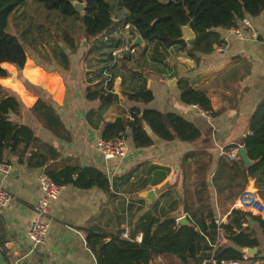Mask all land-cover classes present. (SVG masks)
Returning a JSON list of instances; mask_svg holds the SVG:
<instances>
[{"label": "crops", "instance_id": "0c3cea01", "mask_svg": "<svg viewBox=\"0 0 264 264\" xmlns=\"http://www.w3.org/2000/svg\"><path fill=\"white\" fill-rule=\"evenodd\" d=\"M120 8L122 15L115 18L118 25L108 39L110 43L117 42L120 20L126 15L125 8ZM249 17L253 29L260 34L258 39L252 37L250 28H245L242 38L234 35L230 28H216L224 45L215 46L210 53H197L198 60L190 58L178 46L159 51L149 48L145 53L141 47H136L135 55L122 56L113 68L110 87L118 101L105 113L106 120L129 116L133 106L175 111L200 129L201 137L195 142L165 141L153 134V145L139 148L135 147L131 129H128L126 156L106 160L96 148L103 123L95 128L86 117L88 111L99 107L100 103L86 99L87 83L79 66L80 57L75 70L71 60L69 70L47 72L39 83L68 129L69 141L58 139L36 121L30 111L37 101L36 94L26 89L9 88L22 103L21 113L12 114V119L32 126L43 141L58 149L61 161L102 170L109 177L111 192L105 193L98 187L81 189L65 185L60 197L51 203L52 223L45 245L32 250L26 234L36 216L35 205L41 196L38 174L43 170L19 163L16 156H6L0 163V186L12 194V200L0 210V241L5 249L0 246V264H97L83 230L90 222L121 236L127 232L128 237L134 236L140 241L142 234L137 225L145 216L175 217L178 221L183 216L188 217L185 206L197 208L206 201L211 204L216 220L227 221L237 200L243 195L252 196L261 208L252 211L253 206L244 205L241 209L263 217L264 189L259 190L256 178L249 177L245 190L234 201L226 200L223 194L218 196L212 181L219 157L227 150L238 154L244 146L250 118L264 97V14ZM109 49L103 51L108 53ZM72 55L70 53V59ZM107 57H99L104 60L102 65L107 64ZM181 78L208 91L216 115L181 102L178 87ZM172 79H177L175 86L168 85ZM143 87L154 95L150 103L134 102L127 97L126 93ZM190 152L199 155V163L185 159ZM196 169L202 170L201 174L208 169L205 174L209 179V199H202V194L195 193L196 188H200L194 182L199 178ZM146 190H154L152 200L142 195ZM252 221L249 231H253L261 243L257 254L262 259L248 258L240 264L264 262V233L257 222ZM173 261L180 263L178 258Z\"/></svg>", "mask_w": 264, "mask_h": 264}, {"label": "trees", "instance_id": "16d2710c", "mask_svg": "<svg viewBox=\"0 0 264 264\" xmlns=\"http://www.w3.org/2000/svg\"><path fill=\"white\" fill-rule=\"evenodd\" d=\"M75 1L86 3L82 13L75 9ZM117 1L126 10L125 22L131 23L135 33L144 40L143 45L134 44L135 47H141L145 53L149 48L159 51L178 46L194 60L199 59L197 53H210L215 46L224 45L216 28H232L246 16L264 14V0ZM187 24L197 35L191 47L181 39L182 27ZM117 25L108 0H0V63L24 68L28 46L46 62L54 61L58 68L69 70L70 53L77 52L82 38L95 41L104 37L102 46L98 47L110 48V53L118 40L110 43L108 39ZM107 56L108 61L110 56ZM99 61L101 64L89 70L83 64L82 71L87 83L86 99L100 103L99 107L89 110L86 117L95 128L103 123L102 138H126L127 130L131 129L135 147H149L154 138L145 129L148 125L155 136L165 141L195 142L200 139V129L175 111L133 106L129 109V116L119 115L106 120L104 115L117 103L118 96L104 88L98 72L104 60ZM8 75L7 70L0 68V78ZM178 87L182 103L196 105L210 115L217 114L207 90L194 87L187 78H181ZM34 93L38 98L30 111L36 121L58 139L69 141L70 133L53 102L47 98V92L38 87ZM126 95L130 100L144 104L154 98L146 87ZM21 110L20 98L9 88L0 86V163L6 156H16L19 163L42 169L57 184L81 189L98 187L105 193L111 192L109 177L102 170L61 161L58 149L43 141L32 126L13 120L11 115H19ZM248 128L244 146L252 165L246 166L239 155L230 160L227 150L219 157L217 172L212 179L218 196L223 194L226 200L234 201L245 190L249 177L256 178L259 190L264 189V97L251 116ZM185 159L194 163L200 161L196 152H190ZM206 164L209 166V162ZM196 171L199 178L194 182L200 188H196L195 193L202 194V199H209V179L205 174L208 169L204 174H201L202 170ZM184 211L188 215V224L179 223L175 217L162 219L148 215L142 218L137 225L142 234L140 241L134 236L125 238L118 232H108L90 222L83 228L87 246L97 264H176L174 258H178L179 264H202L204 261L206 264H221L223 260H243L244 249H258L261 245L254 232L249 230L251 220H255L264 233V216L233 208L228 223L219 225L209 201L197 208L185 206ZM0 246L5 251L1 241ZM249 259L262 257L256 254Z\"/></svg>", "mask_w": 264, "mask_h": 264}, {"label": "built area", "instance_id": "2783aa9c", "mask_svg": "<svg viewBox=\"0 0 264 264\" xmlns=\"http://www.w3.org/2000/svg\"><path fill=\"white\" fill-rule=\"evenodd\" d=\"M119 28L117 46L110 50V58L108 59L107 64L105 63L98 68V72L101 76L100 78H102L104 81V88L111 92H113L110 89V82L113 78V68L116 66L117 62L122 56L135 55L137 52V48L134 46L137 34L135 33L132 24L125 22V16H123L120 20ZM245 28L251 29V35L254 39L259 38L260 34L258 31L253 29L249 16L244 17L238 22L237 26H234L230 29L234 35L242 38ZM198 109L201 110L200 108ZM96 148L106 160L124 158L128 150L126 139L124 137H117L113 139H104L101 137L96 142ZM227 155L230 160H235L238 158L236 151L230 152ZM38 181L41 188V196L35 205L36 216L29 226L26 234V237L31 244L32 250H38L45 245L48 231L52 223L50 211L51 203L60 197L64 188L63 185L57 184L48 174L44 172H40L38 174ZM11 200L12 194L0 186V210L8 206ZM244 205L253 206L252 211H257L261 208L260 204L256 201V198L248 195H243L240 199H238L234 205V208L241 209ZM217 223L219 225L226 224L228 223V218L227 221L226 219L217 220ZM122 236L129 238L127 232H124ZM251 256L252 254L247 250L243 252V260H247ZM243 260H223L221 261V264H240ZM261 264H264V262Z\"/></svg>", "mask_w": 264, "mask_h": 264}, {"label": "rangeland", "instance_id": "374dc122", "mask_svg": "<svg viewBox=\"0 0 264 264\" xmlns=\"http://www.w3.org/2000/svg\"><path fill=\"white\" fill-rule=\"evenodd\" d=\"M108 1L112 5V12L115 18L117 16H121L122 12H120L121 8L120 5L118 4V1L117 0H108ZM80 35H82V32L80 33ZM104 40H105L104 37H100L95 41L82 38L77 53L75 54L72 53L73 55L71 57V60H72L73 70L77 68L78 62H79V66H81L82 69H83V64L84 66H86V69L88 70L95 66H98L99 65L98 63L100 62L99 57L107 56V52L103 51V47H98V46H102L101 44H103L102 42H104ZM90 50H92V52L87 55V53ZM26 51L28 54V58L24 68L20 69L15 65L9 64L11 66H14L15 71L13 72L8 71L9 73L8 78H10L13 81V83L19 82L21 87L18 90L26 89L28 92L34 93L38 91V87L40 88L39 83L41 84V80L45 78L47 72L49 73L52 71H56L60 68H58V66L54 61L46 62L31 47L26 46ZM67 51L70 52L68 49ZM76 54H79L80 56ZM79 57L80 59H78ZM32 72H36V75H31ZM82 72L84 74V71ZM42 74L44 75L43 77Z\"/></svg>", "mask_w": 264, "mask_h": 264}, {"label": "water", "instance_id": "95a60500", "mask_svg": "<svg viewBox=\"0 0 264 264\" xmlns=\"http://www.w3.org/2000/svg\"><path fill=\"white\" fill-rule=\"evenodd\" d=\"M74 7L78 12L82 13L86 8V3L75 1ZM196 38H197V35L193 31V29L191 28L190 24H187V25L182 27L181 39L185 42V44H187L188 46H193L196 42ZM142 42H143L142 37L139 34H137L136 39H135V44H142ZM176 83H177V79H172V80L168 81V85H171V86H175ZM145 129L147 130V132L150 135H153V131L150 128V126L145 125ZM238 155L242 159V161L244 162V164L246 166L252 165V161L248 158L247 150H246L245 146L240 147V149L238 150ZM142 195L145 198H147L148 200H152L155 196V192H154V190H146L143 192ZM178 222L182 223V224H188L189 219L187 218V216H183V217L178 219ZM252 222L255 223L254 220ZM247 251L249 253H251L252 255H256L258 253L257 248H247Z\"/></svg>", "mask_w": 264, "mask_h": 264}, {"label": "clouds", "instance_id": "9594fccd", "mask_svg": "<svg viewBox=\"0 0 264 264\" xmlns=\"http://www.w3.org/2000/svg\"><path fill=\"white\" fill-rule=\"evenodd\" d=\"M0 68H3L9 72L15 71L14 66L9 65L7 62L0 63ZM0 86L11 88L12 90H18L21 87L19 82L13 83L10 78H0Z\"/></svg>", "mask_w": 264, "mask_h": 264}]
</instances>
